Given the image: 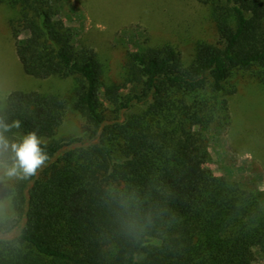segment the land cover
<instances>
[{
  "label": "trees",
  "instance_id": "16d2710c",
  "mask_svg": "<svg viewBox=\"0 0 264 264\" xmlns=\"http://www.w3.org/2000/svg\"><path fill=\"white\" fill-rule=\"evenodd\" d=\"M65 1L0 0L24 73L73 81L68 95L14 90L0 101V162H15L11 145L29 132L48 157L0 182V264H256L258 195L198 162L210 159L203 131L229 123L234 74L254 68L264 81V0H197L215 42L190 59L170 44L132 52L124 82L135 91L108 100L95 49L64 23ZM68 108L85 138L57 136Z\"/></svg>",
  "mask_w": 264,
  "mask_h": 264
},
{
  "label": "rangeland",
  "instance_id": "374dc122",
  "mask_svg": "<svg viewBox=\"0 0 264 264\" xmlns=\"http://www.w3.org/2000/svg\"><path fill=\"white\" fill-rule=\"evenodd\" d=\"M9 15L0 5V101L14 90L68 95L73 86L71 79H40L24 73L7 24ZM62 18L73 30L77 44L95 49L102 80L111 88L105 100L135 91L124 82L132 52L170 44L184 59H190L198 42L217 39L208 7L197 0H66ZM231 81L236 89L228 99L229 123L203 131L210 159L198 165L253 190L264 211V81L256 76L254 68L237 71ZM107 115L112 116L110 112ZM82 123L79 114L68 108L57 136L85 138ZM12 165L0 162L1 183L12 184L20 177L19 170L15 176L6 174ZM0 212H9L7 202H0ZM254 251L255 263L264 264V252L258 248Z\"/></svg>",
  "mask_w": 264,
  "mask_h": 264
},
{
  "label": "clouds",
  "instance_id": "9594fccd",
  "mask_svg": "<svg viewBox=\"0 0 264 264\" xmlns=\"http://www.w3.org/2000/svg\"><path fill=\"white\" fill-rule=\"evenodd\" d=\"M14 126H19L18 122H14ZM0 143L7 144L2 133H0ZM15 152L16 160L13 165L7 169L8 176H15L18 170L22 171L25 177L34 175L36 170L48 158L40 148V141L34 132H29L19 144H12Z\"/></svg>",
  "mask_w": 264,
  "mask_h": 264
}]
</instances>
